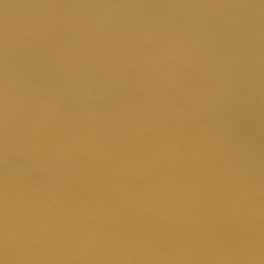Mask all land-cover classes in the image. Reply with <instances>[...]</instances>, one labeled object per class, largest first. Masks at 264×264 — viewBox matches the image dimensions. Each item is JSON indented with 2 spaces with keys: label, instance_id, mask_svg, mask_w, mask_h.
<instances>
[{
  "label": "water",
  "instance_id": "obj_1",
  "mask_svg": "<svg viewBox=\"0 0 264 264\" xmlns=\"http://www.w3.org/2000/svg\"><path fill=\"white\" fill-rule=\"evenodd\" d=\"M0 264H264V0H0Z\"/></svg>",
  "mask_w": 264,
  "mask_h": 264
}]
</instances>
